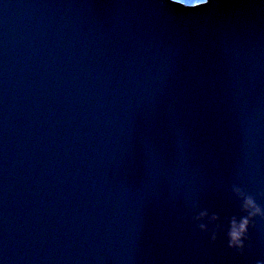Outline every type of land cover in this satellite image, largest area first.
Returning <instances> with one entry per match:
<instances>
[{
	"label": "water",
	"instance_id": "95a60500",
	"mask_svg": "<svg viewBox=\"0 0 264 264\" xmlns=\"http://www.w3.org/2000/svg\"><path fill=\"white\" fill-rule=\"evenodd\" d=\"M234 183L264 205V0H0V264H255L264 220L188 210Z\"/></svg>",
	"mask_w": 264,
	"mask_h": 264
},
{
	"label": "clouds",
	"instance_id": "9594fccd",
	"mask_svg": "<svg viewBox=\"0 0 264 264\" xmlns=\"http://www.w3.org/2000/svg\"><path fill=\"white\" fill-rule=\"evenodd\" d=\"M176 2L180 5H187L192 0H176ZM209 2L210 0H198L197 5H205ZM231 193L238 199L240 212L243 214L226 217V224L221 223L218 213L210 212L208 207L202 206L196 199L190 201L188 210L200 232L210 235L211 240L215 241L217 232L223 230L227 247L243 254L246 248L251 247L250 227H255L257 217L264 220V205L258 203L256 198L240 184H232ZM255 264H264V258L257 259Z\"/></svg>",
	"mask_w": 264,
	"mask_h": 264
},
{
	"label": "rangeland",
	"instance_id": "374dc122",
	"mask_svg": "<svg viewBox=\"0 0 264 264\" xmlns=\"http://www.w3.org/2000/svg\"><path fill=\"white\" fill-rule=\"evenodd\" d=\"M190 4H192V5L198 4V0H192V2Z\"/></svg>",
	"mask_w": 264,
	"mask_h": 264
},
{
	"label": "snow or ice",
	"instance_id": "6c2138e0",
	"mask_svg": "<svg viewBox=\"0 0 264 264\" xmlns=\"http://www.w3.org/2000/svg\"><path fill=\"white\" fill-rule=\"evenodd\" d=\"M171 2H172V3H175V4H178V3L176 2V0H171Z\"/></svg>",
	"mask_w": 264,
	"mask_h": 264
}]
</instances>
